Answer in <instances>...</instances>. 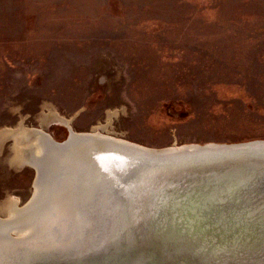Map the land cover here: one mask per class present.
Returning a JSON list of instances; mask_svg holds the SVG:
<instances>
[{
	"label": "rangeland",
	"instance_id": "374dc122",
	"mask_svg": "<svg viewBox=\"0 0 264 264\" xmlns=\"http://www.w3.org/2000/svg\"><path fill=\"white\" fill-rule=\"evenodd\" d=\"M54 115L57 141L67 125L149 148L264 140V0H0V133ZM11 143L0 203L21 205L34 172Z\"/></svg>",
	"mask_w": 264,
	"mask_h": 264
},
{
	"label": "water",
	"instance_id": "95a60500",
	"mask_svg": "<svg viewBox=\"0 0 264 264\" xmlns=\"http://www.w3.org/2000/svg\"><path fill=\"white\" fill-rule=\"evenodd\" d=\"M20 128L43 145L44 162L11 164L34 178L22 205L12 195L0 205L27 207L38 194L20 219L35 235L50 231L40 236L48 246H5L4 264H264V140L149 148L68 125L62 141L44 126ZM58 212L63 236L48 227Z\"/></svg>",
	"mask_w": 264,
	"mask_h": 264
},
{
	"label": "bare ground",
	"instance_id": "6f19581e",
	"mask_svg": "<svg viewBox=\"0 0 264 264\" xmlns=\"http://www.w3.org/2000/svg\"><path fill=\"white\" fill-rule=\"evenodd\" d=\"M55 119H61V118H59L56 115L52 116V118L50 116L49 119L45 117L43 120H41L40 123L43 126V123L45 124L47 122H52V121H55ZM59 121H62V120H59ZM20 127H21V123H19L18 126L15 127V129L14 128L8 129L9 132H7L8 130L4 129L6 131L0 133V139H2L5 136H12V143H11L10 149L12 153L15 151V155L14 157L11 158V163L9 164L11 165L15 163V165H21V163L23 164V162L29 161L27 159V157L29 156L32 158L33 156H36L35 159H38L39 161L43 159V161L41 162L43 163L44 155L41 152L43 149V148L41 149V147L43 145L39 144L40 141H38L35 138L33 133H31L30 131L24 132L23 130L25 129H21ZM103 128L104 127H93L91 129L92 135H94L97 140L99 139L106 140L107 138H110V139H116V140L123 141L122 139L101 135L99 132H97L99 129L102 130ZM67 169H68L67 163H65V167L62 166L60 172L64 175L67 172ZM68 170H70V168ZM15 199L17 201L19 200L18 197H15ZM37 199H38V194L33 195L31 201H29V203L27 204V207L25 206L20 209L15 207L16 204H14V202L10 203L9 199H6L5 205H4V202L2 203V205H0L1 207L0 214H3L6 212L5 215L0 217V236L2 235L3 232H6L9 229L8 228L9 226L11 228L14 227L11 224L15 223L17 226L19 225L17 228L14 227L10 229L11 232H14V234H12L11 236L12 238L10 237L11 241L9 238L8 241H3L2 243H0V251L3 253V255L0 256V264H4L8 261L5 258L6 255L8 254V251L4 254L5 252L4 248L5 246L10 247V243L13 244V246L27 244L28 246L31 247L35 243L41 247L48 246V243L45 240L40 239V236L42 235L43 238H47V235L45 233L50 231L49 229L44 230L43 231L44 233L35 235V232L34 234L32 233L33 230H31V227H28L30 225L28 223L22 222V219L24 220L26 216L29 214L28 210L30 208V204H32L33 202L35 203ZM4 206H6V208H4ZM3 208L6 210L4 211ZM58 213L59 214L48 224V227L50 229L51 227H55V229H57L56 231L59 232V235L63 236L66 233L67 220L64 217L65 214H62L61 212H58ZM21 216L23 217L22 219H20ZM17 218H19V220H17Z\"/></svg>",
	"mask_w": 264,
	"mask_h": 264
}]
</instances>
